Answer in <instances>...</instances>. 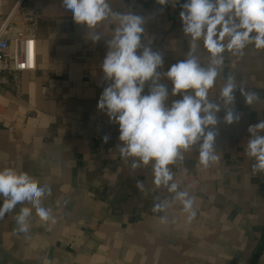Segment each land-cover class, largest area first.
I'll return each mask as SVG.
<instances>
[{
    "label": "crops",
    "instance_id": "1",
    "mask_svg": "<svg viewBox=\"0 0 264 264\" xmlns=\"http://www.w3.org/2000/svg\"><path fill=\"white\" fill-rule=\"evenodd\" d=\"M15 2L3 1L0 26L11 14V39L22 28L35 36L37 67L21 73L19 86L0 85V170L27 172L50 187L42 206L55 223L41 222L33 210L29 232L20 233L15 216L31 205L17 204L0 218V264H264V174L252 172L255 161L245 152L249 126L264 120V49L249 44L243 55L223 53L209 99L219 102L233 76L238 88L229 107L239 120L227 124L226 110L217 113L219 161L201 166L197 145L169 165L179 190L194 197L196 216L189 222L174 193L154 184L151 163L133 170L131 158H121L119 125L97 107L110 83L101 69L106 41L118 22L97 24L92 31L102 38L93 42L61 0H23L14 8ZM185 2L173 7L157 0H109L113 11L145 18L142 44L161 52V72L186 59L193 43L179 15ZM195 43V55L207 67L203 39ZM161 83L171 92L170 80L162 76ZM239 88L258 98L248 105ZM148 91L146 82L141 95ZM180 98L170 95L168 103ZM164 199L170 207L154 213V204Z\"/></svg>",
    "mask_w": 264,
    "mask_h": 264
},
{
    "label": "clouds",
    "instance_id": "2",
    "mask_svg": "<svg viewBox=\"0 0 264 264\" xmlns=\"http://www.w3.org/2000/svg\"><path fill=\"white\" fill-rule=\"evenodd\" d=\"M65 10H71L76 23L87 26L89 40L97 42L102 38L92 29L97 24L113 19L118 27L111 39H107L108 51L101 69L104 79L110 81L104 88L98 102V109L104 111L111 122L119 125L118 145L124 160L131 158L133 170L152 164L154 184L174 193L172 198L182 204V211L190 222L196 216L194 197L187 191L179 190L169 165L184 159L183 152L198 145L199 164L204 168L219 161L214 149L218 124L217 113L226 110L224 121L232 124L239 120L230 105L234 103L233 92L237 84L229 76L221 89L219 102L209 99L224 63L223 53L243 55L244 49L252 44L256 49H264V0H186L181 5L180 19L184 34L193 43L186 59L171 65L161 72L164 64L160 51L142 44L146 20L134 15L115 12L109 0H61ZM162 5L175 7L179 0H157ZM203 39V46L210 54L207 67L202 66L195 55L196 41ZM227 38V43H224ZM142 49L138 55L137 50ZM164 76L171 81L172 88L161 83ZM148 82V94L144 92ZM248 105L258 97L254 92L239 88ZM180 96L169 104V96ZM250 138L245 149L246 155L255 162L254 174H264V120L248 128ZM107 137L104 138L107 142ZM143 191V183L137 181ZM51 195V188L40 186L27 172L14 168L0 170V218L12 211L17 204L24 206L15 216L17 231L28 233L29 218L35 215L41 222L55 223L51 211L42 206V201ZM167 199L155 203L152 211L163 213L170 207ZM167 223V215L159 217Z\"/></svg>",
    "mask_w": 264,
    "mask_h": 264
},
{
    "label": "built area",
    "instance_id": "3",
    "mask_svg": "<svg viewBox=\"0 0 264 264\" xmlns=\"http://www.w3.org/2000/svg\"><path fill=\"white\" fill-rule=\"evenodd\" d=\"M4 0H0V7ZM23 0H16L14 8L19 7ZM12 15H8L0 26V85L11 83L20 85L21 73L34 71L37 67V41L35 36L22 28L11 39Z\"/></svg>",
    "mask_w": 264,
    "mask_h": 264
}]
</instances>
